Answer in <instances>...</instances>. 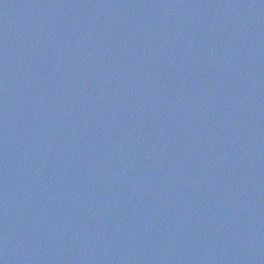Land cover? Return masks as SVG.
Returning a JSON list of instances; mask_svg holds the SVG:
<instances>
[{"label":"water","instance_id":"obj_1","mask_svg":"<svg viewBox=\"0 0 264 264\" xmlns=\"http://www.w3.org/2000/svg\"><path fill=\"white\" fill-rule=\"evenodd\" d=\"M0 264H264V0H0Z\"/></svg>","mask_w":264,"mask_h":264}]
</instances>
